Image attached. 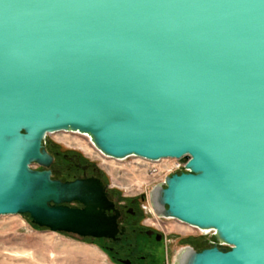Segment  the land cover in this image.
I'll list each match as a JSON object with an SVG mask.
<instances>
[{"label": "water", "instance_id": "obj_1", "mask_svg": "<svg viewBox=\"0 0 264 264\" xmlns=\"http://www.w3.org/2000/svg\"><path fill=\"white\" fill-rule=\"evenodd\" d=\"M61 132L184 164L151 209L215 244L174 264H264V0H0V216L112 238L107 187L52 178Z\"/></svg>", "mask_w": 264, "mask_h": 264}, {"label": "rangeland", "instance_id": "obj_2", "mask_svg": "<svg viewBox=\"0 0 264 264\" xmlns=\"http://www.w3.org/2000/svg\"><path fill=\"white\" fill-rule=\"evenodd\" d=\"M68 136L75 140L67 142L66 140H57L54 134L49 135L46 137L44 146L46 149L51 148L60 152H78L88 160L94 161L104 173L107 184L109 186L114 185L116 188L113 189L119 194L128 195V198L133 196L139 198V193H142L144 200L147 201L152 189L161 183L163 173L156 175V177L146 176L144 171L138 169L139 159L128 158L124 161H110L97 152L85 137L71 133ZM61 166V160L56 159L53 164L54 177L63 175ZM31 168L42 170L36 164H32ZM117 172L124 174L120 182L115 176ZM143 214L145 219L142 227L157 229L164 238V243L160 247L149 250L158 260V264H163L166 260L173 261L184 248L199 250L214 242L212 232H201L181 225L175 220L158 218L154 213V218L148 221L146 219L149 215H145L144 212ZM0 264L119 263L114 262L103 247L87 239L50 232L45 228L33 225L25 215H8L0 216Z\"/></svg>", "mask_w": 264, "mask_h": 264}, {"label": "flooded vegetation", "instance_id": "obj_3", "mask_svg": "<svg viewBox=\"0 0 264 264\" xmlns=\"http://www.w3.org/2000/svg\"><path fill=\"white\" fill-rule=\"evenodd\" d=\"M47 150L53 158L52 177L53 164L59 159L63 173L59 180L97 179L107 187L108 199L113 203V209L106 212V215L115 218L117 233L112 238H87V240L103 247L116 263L123 264L122 261H127L128 264H155L156 258L149 250L160 247L164 243V238L157 229L142 227L145 218L141 210V202L144 201V197L128 198L110 188L100 167L78 152H60L51 148Z\"/></svg>", "mask_w": 264, "mask_h": 264}, {"label": "built area", "instance_id": "obj_4", "mask_svg": "<svg viewBox=\"0 0 264 264\" xmlns=\"http://www.w3.org/2000/svg\"><path fill=\"white\" fill-rule=\"evenodd\" d=\"M159 164V167H158ZM138 169H140V171H146L148 172L146 176H153L156 177V175H159L160 173H163V176L161 177V181L162 182L164 180V178L168 175L174 174V173H179L182 172L184 169V164L181 163L178 160H174V159H165V160H161L159 162H151V161H146V160H142V162H140V164H137ZM117 180L122 181V178L124 177V174L121 172H117V174L115 175ZM110 188H116L114 185H111ZM114 190V189H113ZM118 190V189H117ZM119 190H124L127 191L126 189H119ZM132 190V189H131ZM140 197H143L142 193H139ZM124 196V195H123ZM128 195H125V197H127ZM134 197V196H133ZM141 209L142 211L145 213V215H149L150 218H148L149 216H147L146 220H150L154 218V214L153 211L151 209V205L149 203V199L144 200L142 202L141 205ZM175 259H173V261H165L163 264H174Z\"/></svg>", "mask_w": 264, "mask_h": 264}, {"label": "bare ground", "instance_id": "obj_5", "mask_svg": "<svg viewBox=\"0 0 264 264\" xmlns=\"http://www.w3.org/2000/svg\"><path fill=\"white\" fill-rule=\"evenodd\" d=\"M68 134H70V133H56V134H54L55 136H56V139L57 140H66L67 142H73L75 139H73L72 137H69L68 136ZM75 135H77V134H75ZM80 136H82V135H80ZM83 137H85L87 140H88V138L86 137V136H83ZM105 159H109L110 161H113V159H110V158H106V157H104ZM137 159V158H136ZM140 160V162H142V159H139ZM109 170H111V169H109ZM142 171V170H141ZM139 173V172H138ZM148 172H146V171H144V174H147ZM179 224H181V223H179ZM181 225H184V224H181ZM184 226H186V225H184ZM186 227H188V226H186ZM181 228V227H180ZM190 228V227H189ZM182 251H180L178 254H177V256H179L180 255V253H181Z\"/></svg>", "mask_w": 264, "mask_h": 264}, {"label": "trees", "instance_id": "obj_6", "mask_svg": "<svg viewBox=\"0 0 264 264\" xmlns=\"http://www.w3.org/2000/svg\"><path fill=\"white\" fill-rule=\"evenodd\" d=\"M53 179H56V180H59L58 178H60V177H52ZM63 181V180H62ZM214 239V238H213ZM214 242H215V240H214ZM212 243V244H208L207 246H205V247H203V248H201V249H199V250H196V251H200V250H202V249H205V248H209V247H211L213 244H215V243ZM155 264H158V260H156L155 261Z\"/></svg>", "mask_w": 264, "mask_h": 264}]
</instances>
